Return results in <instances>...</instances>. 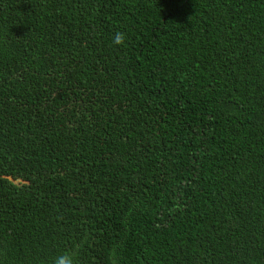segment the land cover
<instances>
[{
  "label": "trees",
  "instance_id": "obj_1",
  "mask_svg": "<svg viewBox=\"0 0 264 264\" xmlns=\"http://www.w3.org/2000/svg\"><path fill=\"white\" fill-rule=\"evenodd\" d=\"M64 252L264 264V0H0V264Z\"/></svg>",
  "mask_w": 264,
  "mask_h": 264
},
{
  "label": "clouds",
  "instance_id": "obj_2",
  "mask_svg": "<svg viewBox=\"0 0 264 264\" xmlns=\"http://www.w3.org/2000/svg\"><path fill=\"white\" fill-rule=\"evenodd\" d=\"M126 36L123 32H116L113 35L112 43L116 46H122ZM53 264H75V257L70 252H64L55 257Z\"/></svg>",
  "mask_w": 264,
  "mask_h": 264
},
{
  "label": "rangeland",
  "instance_id": "obj_3",
  "mask_svg": "<svg viewBox=\"0 0 264 264\" xmlns=\"http://www.w3.org/2000/svg\"><path fill=\"white\" fill-rule=\"evenodd\" d=\"M18 181H14V183H17Z\"/></svg>",
  "mask_w": 264,
  "mask_h": 264
}]
</instances>
